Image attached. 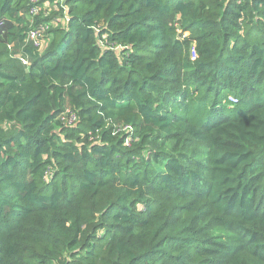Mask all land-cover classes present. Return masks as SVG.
Listing matches in <instances>:
<instances>
[{"label": "trees", "instance_id": "16d2710c", "mask_svg": "<svg viewBox=\"0 0 264 264\" xmlns=\"http://www.w3.org/2000/svg\"><path fill=\"white\" fill-rule=\"evenodd\" d=\"M63 1L0 0V264H264V0Z\"/></svg>", "mask_w": 264, "mask_h": 264}, {"label": "built area", "instance_id": "2783aa9c", "mask_svg": "<svg viewBox=\"0 0 264 264\" xmlns=\"http://www.w3.org/2000/svg\"><path fill=\"white\" fill-rule=\"evenodd\" d=\"M63 2V0H57L55 4H52L51 2H42V0H30L27 16L30 30H28L27 33V42H31L36 47L42 48L44 47L46 36L52 28L61 24H66L69 21L66 10H64V15L62 17L60 15L54 16L55 12L59 11V7H65ZM36 18L42 20L38 25H35ZM2 27H4V22H0V28ZM192 54V59L194 61L197 59L195 46L192 48ZM230 101L232 103L238 102L235 97H230ZM126 129L127 128H125V130ZM127 144H130L129 140L127 141Z\"/></svg>", "mask_w": 264, "mask_h": 264}, {"label": "rangeland", "instance_id": "374dc122", "mask_svg": "<svg viewBox=\"0 0 264 264\" xmlns=\"http://www.w3.org/2000/svg\"><path fill=\"white\" fill-rule=\"evenodd\" d=\"M5 32V31H4Z\"/></svg>", "mask_w": 264, "mask_h": 264}]
</instances>
